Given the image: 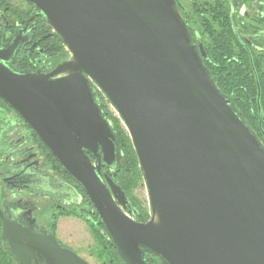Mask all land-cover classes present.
Masks as SVG:
<instances>
[{
	"label": "water",
	"instance_id": "95a60500",
	"mask_svg": "<svg viewBox=\"0 0 264 264\" xmlns=\"http://www.w3.org/2000/svg\"><path fill=\"white\" fill-rule=\"evenodd\" d=\"M27 1L69 55L50 73L17 71L8 62L24 37L2 46L0 29V97L85 189L125 263L264 264V144L212 79L181 1ZM98 92L133 143L147 221L106 171L121 145ZM0 220L15 264H90L1 202Z\"/></svg>",
	"mask_w": 264,
	"mask_h": 264
},
{
	"label": "trees",
	"instance_id": "16d2710c",
	"mask_svg": "<svg viewBox=\"0 0 264 264\" xmlns=\"http://www.w3.org/2000/svg\"><path fill=\"white\" fill-rule=\"evenodd\" d=\"M189 1L190 6L185 8L188 24L194 41L203 43L207 55L203 61L208 72L264 144V0ZM243 4L248 7L244 14L239 10ZM14 9L15 7H10V10ZM14 13L22 12L16 7ZM181 13L185 15V11L181 10ZM247 37L253 44L249 43ZM60 41L62 42L61 38ZM101 108L112 122L121 145L117 166L106 168V171L125 190L130 201L128 212L139 221H147L151 209L133 193L143 173L129 133L120 117L113 115L108 109L102 96ZM38 140L44 146L53 170L72 180L73 177L39 137ZM79 189L81 193L78 202L83 200L84 204L80 203L77 210L61 213L74 214L88 222L97 243L96 255L103 264H126L113 241L104 234L106 227L80 184ZM55 228L56 224L53 231ZM152 260L156 261L158 257L153 255Z\"/></svg>",
	"mask_w": 264,
	"mask_h": 264
},
{
	"label": "flooded vegetation",
	"instance_id": "af4514ba",
	"mask_svg": "<svg viewBox=\"0 0 264 264\" xmlns=\"http://www.w3.org/2000/svg\"><path fill=\"white\" fill-rule=\"evenodd\" d=\"M13 1L0 0L1 45L6 46L19 33L24 39L9 60V65L20 72H52L68 58L66 46L32 4L25 0V8L17 3L12 5ZM10 7L15 9L10 10ZM16 7L22 13L15 14ZM247 8L243 4L239 10L244 14ZM248 41L253 44L249 38ZM98 97L101 107V97ZM0 111L4 114L3 144L0 146V202L4 214L9 220L34 226L35 231H50L56 235L48 217L55 216L58 211L77 210L78 204L82 203V200L78 202L81 193L79 184L45 167L49 157L37 133L1 97ZM0 224V262L15 264L9 243L2 239V220ZM32 264L37 263L33 260ZM39 264L48 263L43 261Z\"/></svg>",
	"mask_w": 264,
	"mask_h": 264
},
{
	"label": "rangeland",
	"instance_id": "374dc122",
	"mask_svg": "<svg viewBox=\"0 0 264 264\" xmlns=\"http://www.w3.org/2000/svg\"><path fill=\"white\" fill-rule=\"evenodd\" d=\"M180 1L185 8L190 6L189 0ZM16 3L21 7L27 8V3L25 0H14L12 5H15ZM99 95L100 97L102 96L104 98V102L108 106V109L111 111V113L118 117L119 115L115 107L112 106V103L107 99V97H105L102 93H99ZM3 120L4 114L0 111V146L3 144L1 133L3 129ZM49 162L50 161L45 163V167L48 169H53ZM54 171L57 174L59 173L56 170ZM133 193L135 196H137V198L149 206L147 188L144 183L143 176L142 179L138 180L137 185L133 189ZM82 204H84L83 200L81 205ZM79 205L80 204H78V206ZM55 217L57 218L56 222ZM48 219L52 222V229L54 224H56V237L59 239L61 244L73 249L76 253L85 258L90 264H103V262L96 255V239L88 222L85 219L70 213L63 214L61 211H58L55 216H53V214L50 215Z\"/></svg>",
	"mask_w": 264,
	"mask_h": 264
},
{
	"label": "built area",
	"instance_id": "2783aa9c",
	"mask_svg": "<svg viewBox=\"0 0 264 264\" xmlns=\"http://www.w3.org/2000/svg\"><path fill=\"white\" fill-rule=\"evenodd\" d=\"M113 106V105H112ZM114 107V106H113Z\"/></svg>",
	"mask_w": 264,
	"mask_h": 264
}]
</instances>
